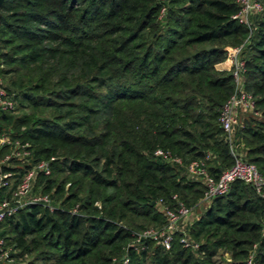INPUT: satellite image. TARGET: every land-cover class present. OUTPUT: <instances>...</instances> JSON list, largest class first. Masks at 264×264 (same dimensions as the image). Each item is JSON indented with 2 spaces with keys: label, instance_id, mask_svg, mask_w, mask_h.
Listing matches in <instances>:
<instances>
[{
  "label": "trees",
  "instance_id": "1",
  "mask_svg": "<svg viewBox=\"0 0 264 264\" xmlns=\"http://www.w3.org/2000/svg\"><path fill=\"white\" fill-rule=\"evenodd\" d=\"M258 1L242 56L259 115L244 116L233 145L264 178ZM237 9L234 0H2L0 74L30 111L0 110V131L29 141L32 160L55 156L34 190L53 199L70 181L52 210L30 203L0 221L14 264H247L249 254L264 264V198L235 179L200 206L204 185L185 167L209 152L217 176L234 161L218 119L232 77L215 64L248 34L232 18ZM173 194L200 209L188 224L198 247L183 246L178 231L169 248L150 238L132 245L138 231L165 222L158 201L173 204Z\"/></svg>",
  "mask_w": 264,
  "mask_h": 264
},
{
  "label": "built area",
  "instance_id": "2",
  "mask_svg": "<svg viewBox=\"0 0 264 264\" xmlns=\"http://www.w3.org/2000/svg\"><path fill=\"white\" fill-rule=\"evenodd\" d=\"M234 2L238 9L232 18L245 25L248 34L241 43L225 47V58L229 62L228 70L232 77V92L223 102L218 117L231 143L230 151L234 161L217 176L211 174L207 168L206 161L212 156L209 152L203 158L193 159L185 164L188 175L200 180L204 185L200 206L207 205L212 197L225 193L231 181L235 179L249 183L264 198L262 174L256 165L246 160L233 145L235 129L243 124L244 116L258 114L253 95L244 87L243 75L246 65L242 50L255 29L252 17L263 11V5L258 0H234ZM163 11L164 8L161 9L162 13ZM16 105L14 93L6 88L5 80L0 74V110L13 111ZM3 147H6V150L0 155V221L30 203H42L52 210L54 203L50 193L41 189L34 190V185L40 173L50 174L51 163L55 156L32 160L33 154L29 141L13 138L10 133L0 131V150ZM154 154L172 163H182L179 156L172 155L168 150L160 147L154 150ZM172 199L173 204L163 200L158 201L157 206L164 214L165 222L160 226H149L138 231L132 240V245L142 248L143 241L150 238L164 248H169L173 233L178 231L183 246L193 250L198 247V243L188 234L192 207L179 199L176 194L172 195ZM75 209L76 206L73 210ZM13 253L11 246L6 245L4 237L0 235V264H14L17 258ZM251 258L252 254H249L247 264H251ZM127 260V256H123V261Z\"/></svg>",
  "mask_w": 264,
  "mask_h": 264
},
{
  "label": "rangeland",
  "instance_id": "3",
  "mask_svg": "<svg viewBox=\"0 0 264 264\" xmlns=\"http://www.w3.org/2000/svg\"><path fill=\"white\" fill-rule=\"evenodd\" d=\"M2 65H4L3 63H2ZM2 65H1V67H2ZM3 78L5 79V77L3 76ZM27 111H30V107H27V106H22V105H20L19 104V100H18V102H17V106L15 107V109L11 112V115L15 118V117H19V116H21L23 113H25V112H27ZM255 115H259V112H258V114H255ZM1 124H2V129H6L7 128V125L9 126V123L8 122H1ZM4 127V128H3ZM17 127H19V126H17ZM16 127V128H17ZM20 128H23V126H20ZM8 129H11V130H13V129H15V128H13V126L12 127H10V128H8ZM211 163V162H210ZM60 177V176H59ZM69 186H70V181L68 180V181H65L64 182V186H63V192L61 193V194H59V195H65L66 194V192H67V189L69 188ZM50 191L51 192H53L54 191V187H52L51 189H50ZM57 193H56V195L54 194V197H53V202H54V204H56V203H59V200L57 199V197L56 196H59ZM61 199V198H60ZM194 213L196 214H198L199 212H200V209L199 208H194ZM194 213H193V215H191V217H193L194 216ZM192 219V218H191ZM225 256L227 257L228 255L227 254H225ZM28 256L26 255V257H24V259L23 260H25V258H27Z\"/></svg>",
  "mask_w": 264,
  "mask_h": 264
},
{
  "label": "crops",
  "instance_id": "4",
  "mask_svg": "<svg viewBox=\"0 0 264 264\" xmlns=\"http://www.w3.org/2000/svg\"><path fill=\"white\" fill-rule=\"evenodd\" d=\"M215 66H216L217 69H220V70H228L229 62H228V60H226V58H224L221 61L217 62L215 64ZM194 212L195 211L193 209L192 212H191V214H190V221H192L193 219H195L197 217V215H198L197 213L195 214ZM193 213H194V216L191 217V215H193Z\"/></svg>",
  "mask_w": 264,
  "mask_h": 264
},
{
  "label": "water",
  "instance_id": "5",
  "mask_svg": "<svg viewBox=\"0 0 264 264\" xmlns=\"http://www.w3.org/2000/svg\"><path fill=\"white\" fill-rule=\"evenodd\" d=\"M2 0H0V4H1Z\"/></svg>",
  "mask_w": 264,
  "mask_h": 264
}]
</instances>
